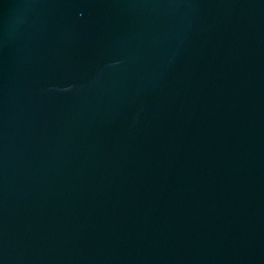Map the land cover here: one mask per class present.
<instances>
[{
    "label": "water",
    "instance_id": "1",
    "mask_svg": "<svg viewBox=\"0 0 264 264\" xmlns=\"http://www.w3.org/2000/svg\"><path fill=\"white\" fill-rule=\"evenodd\" d=\"M0 264H264V0H0Z\"/></svg>",
    "mask_w": 264,
    "mask_h": 264
}]
</instances>
